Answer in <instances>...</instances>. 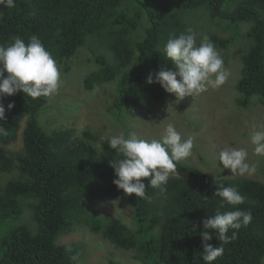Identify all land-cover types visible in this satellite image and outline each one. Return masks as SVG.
<instances>
[{
	"label": "trees",
	"instance_id": "16d2710c",
	"mask_svg": "<svg viewBox=\"0 0 264 264\" xmlns=\"http://www.w3.org/2000/svg\"><path fill=\"white\" fill-rule=\"evenodd\" d=\"M229 5L234 9L227 10ZM0 9V45L16 37L27 43L35 35L66 71L81 48L98 42L106 53H96L101 68L90 73L86 86L115 83L119 105L128 107L168 101L170 94L147 78L155 80L161 68L172 66L164 53L170 37L191 29L198 45L202 33L224 49L246 37L250 44L242 58L237 103L249 108L258 98L264 106V0H15L14 7ZM244 25L249 26L245 33ZM10 103L14 107L7 105L0 120L8 133L0 135V264H77L83 247L58 240L81 224L118 248L138 249L144 264H205L201 234L211 230L204 222L218 211L237 209L250 211L253 219L247 227L229 230L236 238L213 264H264V182L215 180L180 162L178 176L162 188L147 186L151 177L143 178L145 197L129 196L113 183L117 177L110 162L120 157L109 140L99 148V137L90 131L82 137L74 129L48 133L39 115L49 96L32 99L20 91ZM21 137L20 150L8 149ZM220 185L237 188L244 203L220 207L214 196ZM122 197L134 207L135 231L117 218L98 217L89 204ZM27 207L35 229L21 223ZM209 243L220 246L214 233Z\"/></svg>",
	"mask_w": 264,
	"mask_h": 264
},
{
	"label": "rangeland",
	"instance_id": "374dc122",
	"mask_svg": "<svg viewBox=\"0 0 264 264\" xmlns=\"http://www.w3.org/2000/svg\"><path fill=\"white\" fill-rule=\"evenodd\" d=\"M232 9L234 7L229 5L227 10ZM211 28L216 32L214 27ZM248 28V25H244L242 32H247ZM219 35L229 38L231 34ZM197 37L202 42H209L202 33H198ZM249 44L250 41L242 37L227 49L220 47L221 45L215 46L224 61V68L230 73L219 89L208 88L197 96L185 97L179 101L175 94H170L164 105L128 107L119 105L115 83L99 82L93 89L86 86L90 73L101 68L95 62L96 53H106L105 49L98 47V42L90 41L75 55L69 71L65 70V66L56 63L60 73L59 88L55 94L49 96V103L39 115V121L48 133L74 129L75 135L82 137L85 131H90L99 137L100 141L96 142L99 148L101 142L110 140L114 135L128 138L135 133L149 141L159 140L167 124L172 123L183 139H193L191 156L181 162L195 167L215 180L248 179L264 182V156L254 154V145L250 139L254 131H264V106L258 98L254 99V105L249 108L241 107L237 103L239 94L236 86L242 76V58L247 53ZM13 96L3 98L4 107ZM22 146L21 137L16 145L8 149L20 150ZM226 147L246 149L248 162L256 167L255 173L233 175L231 169L223 168L219 153ZM89 204L98 217L117 218L134 231L139 228L135 222L134 207L127 198L95 200ZM21 219V223L36 228L29 207ZM157 232L158 230L154 234ZM141 237L145 239L147 235ZM58 243L78 244L83 247L77 264H110L111 261L144 264L138 249L118 248L101 235L93 233L86 224L76 225L69 234L60 237Z\"/></svg>",
	"mask_w": 264,
	"mask_h": 264
},
{
	"label": "clouds",
	"instance_id": "9594fccd",
	"mask_svg": "<svg viewBox=\"0 0 264 264\" xmlns=\"http://www.w3.org/2000/svg\"><path fill=\"white\" fill-rule=\"evenodd\" d=\"M0 5L7 9L15 6V0H0ZM164 53L172 66L161 68L155 80L151 75L147 83H159L169 94H175L177 101L185 97H194L208 88L219 89L230 73L224 68V61L215 46L210 42L197 44L196 35L191 29L179 36L168 39ZM7 73V76H5ZM60 73L55 59L47 51L38 37L33 35L26 43L16 37L8 46L0 45V120L6 117L3 105L5 96H12L22 91L32 99L51 96L58 91ZM14 104L9 103L8 109ZM0 135L7 136V131L0 126ZM254 154L264 156V131L251 134ZM109 147L117 153L119 159L110 162L115 171L113 183L126 195L135 194L144 198L146 184L143 178L151 177L152 188H162L170 177L178 176L176 166L192 154L193 139H183L174 124H167L159 140H146L135 133L128 138L114 135L109 140ZM223 168L231 169L233 175H252L256 171L254 164L248 162V152L243 148H224L219 153ZM214 196L220 198V207L225 204L233 207L243 204L244 197L235 187L217 186ZM253 219L250 211L234 210L225 213L219 211L204 222L203 261L213 264L224 254V245L236 238L237 232L229 236V230L247 227ZM213 233L220 241V246L209 243Z\"/></svg>",
	"mask_w": 264,
	"mask_h": 264
}]
</instances>
